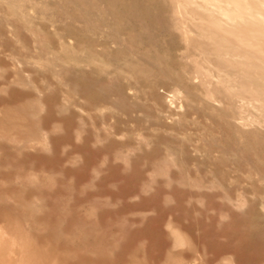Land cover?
<instances>
[{
  "label": "bare ground",
  "instance_id": "1",
  "mask_svg": "<svg viewBox=\"0 0 264 264\" xmlns=\"http://www.w3.org/2000/svg\"><path fill=\"white\" fill-rule=\"evenodd\" d=\"M0 54V264H264V0H0Z\"/></svg>",
  "mask_w": 264,
  "mask_h": 264
},
{
  "label": "rangeland",
  "instance_id": "2",
  "mask_svg": "<svg viewBox=\"0 0 264 264\" xmlns=\"http://www.w3.org/2000/svg\"><path fill=\"white\" fill-rule=\"evenodd\" d=\"M5 52L8 53V51H5ZM0 57H2V59L4 61V67H5V62H7V60H8L6 55L0 54ZM0 67H1V65H0ZM0 70H1V68H0ZM151 213H153V212H149V214H151Z\"/></svg>",
  "mask_w": 264,
  "mask_h": 264
}]
</instances>
